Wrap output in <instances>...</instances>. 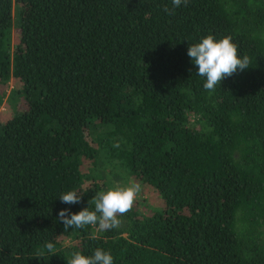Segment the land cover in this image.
Instances as JSON below:
<instances>
[{
	"label": "trees",
	"instance_id": "obj_1",
	"mask_svg": "<svg viewBox=\"0 0 264 264\" xmlns=\"http://www.w3.org/2000/svg\"><path fill=\"white\" fill-rule=\"evenodd\" d=\"M209 34L250 59L214 91L187 55ZM9 95L0 264L97 248L113 264H264V0H0ZM133 183L161 206L135 200L119 228L64 231L61 210ZM72 190L82 202L62 203Z\"/></svg>",
	"mask_w": 264,
	"mask_h": 264
},
{
	"label": "clouds",
	"instance_id": "obj_2",
	"mask_svg": "<svg viewBox=\"0 0 264 264\" xmlns=\"http://www.w3.org/2000/svg\"><path fill=\"white\" fill-rule=\"evenodd\" d=\"M182 3L186 6L187 0H172L173 9L181 6ZM164 11L172 14L173 10L165 7ZM187 55L198 68L197 75L206 78L203 87L208 91H214L222 80L231 77L238 70L241 72L246 70L250 64L247 55L243 58L238 56V46L233 43L231 36L217 40L209 34L200 42L189 45ZM113 147L118 148L119 144H114ZM140 191L141 186L137 183L100 191L90 201V204L94 202V210H90V207L79 213H72L69 209L61 210L59 221L63 223L65 232L69 229H82L89 225H98L100 231L119 228L122 221L118 217L132 209ZM59 199L65 204H77L82 202V194L75 190L62 192ZM90 238L95 240L96 234L93 233ZM45 247L50 253L55 251L52 242H45ZM67 264H113V257L109 252L97 248L92 256L74 252Z\"/></svg>",
	"mask_w": 264,
	"mask_h": 264
},
{
	"label": "rangeland",
	"instance_id": "obj_3",
	"mask_svg": "<svg viewBox=\"0 0 264 264\" xmlns=\"http://www.w3.org/2000/svg\"><path fill=\"white\" fill-rule=\"evenodd\" d=\"M9 90V89H8ZM8 90H6L5 95H7ZM19 104L14 97L9 95L7 99L5 97L0 101V124L5 122L8 117L12 115L15 109H18ZM136 201L140 204H144L143 208H157L161 206V200L158 195L150 188L146 186H141V191L136 197Z\"/></svg>",
	"mask_w": 264,
	"mask_h": 264
}]
</instances>
